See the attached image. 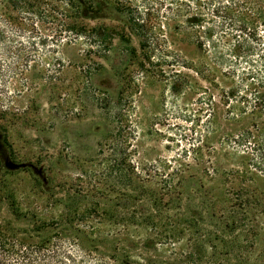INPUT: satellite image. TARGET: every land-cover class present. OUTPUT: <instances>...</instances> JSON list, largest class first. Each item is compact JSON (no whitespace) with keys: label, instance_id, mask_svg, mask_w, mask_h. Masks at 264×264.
Returning a JSON list of instances; mask_svg holds the SVG:
<instances>
[{"label":"rangeland","instance_id":"374dc122","mask_svg":"<svg viewBox=\"0 0 264 264\" xmlns=\"http://www.w3.org/2000/svg\"><path fill=\"white\" fill-rule=\"evenodd\" d=\"M35 1L39 59L12 56L17 38L0 42V134L11 154V167L0 166V224L61 231L55 248L35 255L6 241L0 263L50 264L55 253L56 264H264V175L231 142L244 130L264 134V119L227 112L220 90L231 92L233 82L178 33L195 10H165L183 0ZM5 7L0 0V17ZM3 20L0 31H10ZM242 186L245 234L219 263L203 239L215 229L200 208L203 189ZM169 188L195 194L167 210L196 226L173 238L148 226V190ZM68 222L98 248L74 238Z\"/></svg>","mask_w":264,"mask_h":264},{"label":"trees","instance_id":"16d2710c","mask_svg":"<svg viewBox=\"0 0 264 264\" xmlns=\"http://www.w3.org/2000/svg\"><path fill=\"white\" fill-rule=\"evenodd\" d=\"M165 10H195L194 22L178 33L213 61L224 79L233 82L231 92L220 90V100L227 112L235 109L240 115H257L264 119V0H183L175 8L174 2H169ZM195 72L202 75L199 70ZM231 142L248 160L249 167L264 175V134L256 129L254 132L244 130L233 136ZM203 191L200 208L215 226L203 239L206 238L207 245H212L213 259L221 263V259L233 254L230 252L232 243L240 246L238 241L245 234L244 224L249 216V197L243 186L235 191L232 187ZM184 195L189 198L195 194L187 195L183 191L174 196L170 188L165 195L148 190V226L154 229L164 226V234L170 238L195 228L191 221L185 222L186 227H183L182 222L166 216L167 210L179 209L178 202ZM236 195L238 202L232 200ZM20 219L27 221L25 216L17 217ZM30 223L22 232L11 228L10 223L0 224V249L13 238L24 251L28 249L34 255L55 248L56 234L61 231L58 224ZM65 224V229L88 249L94 250L100 245L99 242L88 243L71 227L72 223ZM16 232L20 236L17 237ZM58 258L63 263L68 261L63 252ZM50 264H56L55 253L50 257Z\"/></svg>","mask_w":264,"mask_h":264},{"label":"flooded vegetation","instance_id":"af4514ba","mask_svg":"<svg viewBox=\"0 0 264 264\" xmlns=\"http://www.w3.org/2000/svg\"><path fill=\"white\" fill-rule=\"evenodd\" d=\"M38 4L39 2H36L35 0H6V5L4 11V15L0 17V19H4V24H7L10 26V31H0V39L1 43L5 41V39H8V36H12L14 38H17L20 42L17 44L18 48H12L10 50V54L19 61H23V58L21 57L23 53H27V60L28 62H31V57H35V54L37 55L38 59L40 56V50L36 49L35 47L38 46L40 43V34L35 32L34 26L36 24L33 22L36 18H39L40 16V10L34 4ZM39 5V4H38ZM16 9V10H13ZM26 9V11H24ZM10 13L16 14L9 16ZM21 14H27L29 17L23 18ZM51 23V29H50V42H49V48H50V54L52 55V61L55 63V56H56V28H55V14L53 13L50 17ZM25 21L31 22V26L25 24ZM37 36V38H35ZM24 39H28L27 45V51H25V48L22 46V43L24 42ZM36 40V41H35ZM8 53V51H6ZM17 54V56L15 55ZM31 54L33 56H31ZM20 56V58H19ZM8 145L5 141L4 136L0 134V166L4 167H11V164L9 163V159L11 160V154L8 151Z\"/></svg>","mask_w":264,"mask_h":264}]
</instances>
